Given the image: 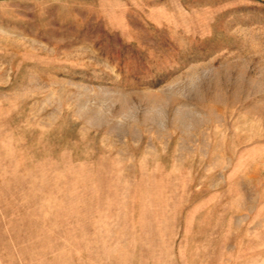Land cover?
Masks as SVG:
<instances>
[{
  "label": "rangeland",
  "instance_id": "1",
  "mask_svg": "<svg viewBox=\"0 0 264 264\" xmlns=\"http://www.w3.org/2000/svg\"><path fill=\"white\" fill-rule=\"evenodd\" d=\"M0 264H264V0H0Z\"/></svg>",
  "mask_w": 264,
  "mask_h": 264
}]
</instances>
